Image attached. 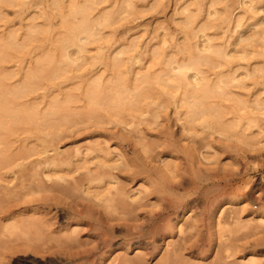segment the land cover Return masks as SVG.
I'll use <instances>...</instances> for the list:
<instances>
[{"label":"rangeland","instance_id":"obj_1","mask_svg":"<svg viewBox=\"0 0 264 264\" xmlns=\"http://www.w3.org/2000/svg\"><path fill=\"white\" fill-rule=\"evenodd\" d=\"M263 20L264 0H0V264L264 260Z\"/></svg>","mask_w":264,"mask_h":264},{"label":"bare ground","instance_id":"obj_2","mask_svg":"<svg viewBox=\"0 0 264 264\" xmlns=\"http://www.w3.org/2000/svg\"><path fill=\"white\" fill-rule=\"evenodd\" d=\"M261 1H263V0H261ZM261 20H262V19H261ZM263 21H264V20H263ZM262 42H263V41H262ZM222 53H223V52H222ZM225 53H226V52H225ZM223 55L225 56L226 54H223ZM192 57H194V56H192ZM198 57H199V56H198ZM196 58H197V57H196ZM179 67H180V66H179ZM171 68H174V67H170V69H171ZM179 69H180V68H179ZM171 70H172V69H171ZM173 70H174V69H173ZM167 73H168V72H167ZM176 73L178 74V72H176ZM165 74H166V73H165ZM163 75H164V74H163ZM178 75H179V74H178ZM161 76H162V75H161ZM170 76H171V75H170ZM170 76H169V77H170ZM159 77H160V76H159ZM174 77H177V76H174ZM182 77H183V76H182ZM194 77H195V76H194ZM194 77H193V78H194ZM156 78H157V77H156ZM156 78H155V81H156ZM164 78H165V77H164ZM184 78H185V77H184ZM134 79H135V78H134ZM136 79H137V78H136ZM159 79H160V78H159ZM178 79H179V78H177V80H178ZM182 79H183V78H182ZM185 79H186V78H185ZM162 80H164V79H162ZM192 81H193V80H192ZM161 82H162V81H161ZM179 82H180V79H179ZM190 82H191V81H190ZM187 83H188V82H187ZM192 83H193V82H192ZM166 84H167V83H166ZM185 84H186V83H185ZM188 84H189V83H188ZM195 84H198V83H195ZM186 85H187V84H186ZM187 86L191 87L190 84L187 85ZM196 86H197V85H196ZM196 86H195V87H196ZM184 87H185V86H184ZM0 92H1V91H0ZM0 98H1V96H0ZM0 103H1V104H0V107L5 105V104L2 105V104H3V101H2V102L0 101ZM6 105H7V104H6ZM2 108H3V107H2ZM2 108H0V109L2 110ZM6 108H7V107H6ZM6 108L4 107L3 109H5V111H6ZM86 136H87V135H84L82 138H84V137H86ZM77 140H78V139H77ZM99 152H100V151H99ZM167 152H168V150H167ZM167 152H166V153H167ZM170 152H171V151H170ZM170 152H169V153H170ZM98 154H99V153H98ZM3 155H4V154H3ZM3 155H2L3 160H5V157H4V156H6V155H4V156H3ZM9 155H10V154H9ZM9 155H8V156H9ZM96 155H97V154H96ZM170 155H171V153H170ZM101 156H103V155H101ZM166 156H167V155H166ZM10 157H11V155H10ZM95 157H96V156H95ZM168 157H169V154H168ZM6 159H9V158H7V156H6ZM159 159H160V158H159ZM5 161H7V160H5ZM8 161H9V160H8ZM146 162H147V161H146ZM146 162H145V163H146ZM7 163H8V162H7ZM147 163H148V162H147ZM153 163H154V162H153ZM155 163H156V162H155ZM1 164H2V163H1ZM135 164L137 165V163H135ZM138 164H140V162H139ZM151 164H152V161H151ZM3 165H4V164H3ZM3 165H2V166H3ZM149 165H150V164H149ZM152 165H153V164H152ZM152 165H150V167L146 169L148 173H150L151 171H154L155 167H153ZM142 166H144V165H142ZM142 166H141V167H142ZM141 167L139 168V166H138V168H137L138 171H136V172H138V173H141V172L144 173V172H146V170H145L146 167L144 168V170H141ZM2 168H3V167H2ZM131 168H132V167H131ZM137 169H136V170H137ZM129 172H130V171H129ZM129 172H128V173H129ZM143 173H141V174H143ZM155 173H156V172H155ZM157 173H158V170H157ZM132 174H133V173H132ZM145 174H146V173H145ZM146 175H147V174H146ZM142 176H143V175H142ZM128 177H129V176H128ZM136 177H137V176H136ZM139 177H141V176H139ZM148 177H149V176H148ZM150 177H151V176H150ZM152 180H153V179H152ZM95 181H98V180H95ZM95 181H94V182H95ZM101 181H103V180L101 179ZM154 181H155V179H154ZM91 182H92V181H91ZM103 183H104V182H103ZM105 183H106V182H105ZM101 184H102V183H101ZM155 186H156V185H155ZM156 187H157V186H156ZM165 188H166V187H165ZM156 189H157V188H156ZM159 190H160V189H159ZM161 190L163 191V188H162ZM159 193H160V192H159ZM159 196H160V195H159ZM142 203H143V202H142ZM141 205H143V204H141ZM141 205H140V206H141ZM137 206H138V205H137ZM140 206H139V207H140ZM145 207H146V206H145ZM141 208L143 209L144 207L141 206ZM150 214H151V213H150ZM143 217L145 218V216H143ZM163 217H164V214H162V213H161V214H159V213H158V214L153 213V214H151V215H149V213H148V217H146L145 219H146V221H147L146 223H148V224L150 225L151 223L156 222V221L162 219ZM146 223H145V224H146ZM142 224H143V223H142ZM137 225H138V224H137ZM134 226L136 227V225H134ZM134 226H133V227H134ZM138 226H139V225H138ZM152 227H153V226H152ZM136 228H137V227H136ZM139 228L142 230V229H143V226H141V227H139ZM139 228H137V230H138ZM134 229H135V228H134ZM134 229H133V230H134ZM140 229H139L138 231H141ZM130 230H131V229H130ZM133 230H132V231H133ZM144 230H145V229H144ZM127 231H128V230H127ZM134 231L136 232V229H135ZM152 231H153V230H152ZM135 232H134V233H135ZM148 232H150V231H148ZM134 233H133V235H134ZM138 233H139V232H138ZM138 233H137V234H138ZM146 233H147V232H146ZM157 233H158V232H157ZM163 233H164V232H163ZM135 234H136V233H135ZM162 235H163V234H162ZM164 235H165V233H164ZM140 236H141V235H140ZM142 236H143V235H142ZM166 236H167V235H166ZM166 236L162 237L161 240L165 239ZM145 239H146V238H145ZM145 239H144V240H145ZM137 240H138V239H137ZM137 240H136V241H137ZM146 240H147V239H146ZM136 241H135V242H136ZM132 242H133V241H132ZM135 242H133V243L135 244ZM137 242H139V240H138ZM137 242H136V243H137ZM149 242H150V241H149ZM149 242H148V244H149ZM146 243H147V242H146ZM257 244H258V243H257ZM145 245H146V244H145ZM253 245H254V244H253ZM178 246H179V245H178ZM157 247H158V245L155 244V246L153 247V251H156V248H157ZM253 247H254V246H253ZM146 248H148V247H146ZM242 249H243V248H242ZM251 249H254V248H251ZM251 249H247V251H246V250H245V251H244V250H243V251H239V252H238L239 254H237L236 259H235V257L232 258V259H234V260H233V263H232V260H231V263H230V264H248V263H249V264H250V263H251V264H264V260H257V259H256V255H257V252H258V251H252ZM248 250H249V251H248ZM250 250H251V251H250ZM148 251H149V250H148ZM195 252H196V251H195ZM203 253H204L205 256H207V255H209V256L212 255V253H211L210 251H204ZM258 253H259V252H258ZM260 253H261V251H260ZM225 256L227 257L228 255H225ZM225 256H224V257H218L217 260H218V261L221 260V259L223 260V259L226 258ZM233 256H234V255H233ZM227 258H228V257H227ZM258 259H259V257H258ZM223 263H224V260H223ZM224 264H229V263H228V261L225 260V263H224Z\"/></svg>","mask_w":264,"mask_h":264}]
</instances>
